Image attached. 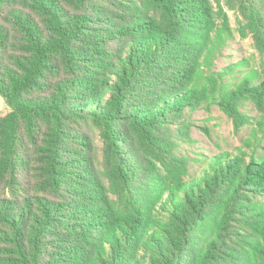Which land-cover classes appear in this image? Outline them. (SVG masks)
<instances>
[{
    "label": "trees",
    "instance_id": "obj_1",
    "mask_svg": "<svg viewBox=\"0 0 264 264\" xmlns=\"http://www.w3.org/2000/svg\"><path fill=\"white\" fill-rule=\"evenodd\" d=\"M0 99V264H264V0H0ZM213 107L247 136L192 177Z\"/></svg>",
    "mask_w": 264,
    "mask_h": 264
},
{
    "label": "rangeland",
    "instance_id": "obj_2",
    "mask_svg": "<svg viewBox=\"0 0 264 264\" xmlns=\"http://www.w3.org/2000/svg\"><path fill=\"white\" fill-rule=\"evenodd\" d=\"M233 27L235 18L232 16ZM255 49L252 39L242 40L237 34L235 39L229 42L223 54L216 62V70L235 65L240 61L247 60L250 66L256 65ZM242 75L237 73L231 75L228 81H238ZM250 116H255L256 112L251 105L244 109ZM9 108L3 99H0V117L7 115ZM194 127L192 129L191 143H179L177 153L193 159L190 169L191 176L196 177L204 168L205 163L213 156L223 152H234L242 144V140L247 136L248 129L235 133L232 121L222 113L217 107H213L209 112L202 108L189 116Z\"/></svg>",
    "mask_w": 264,
    "mask_h": 264
}]
</instances>
